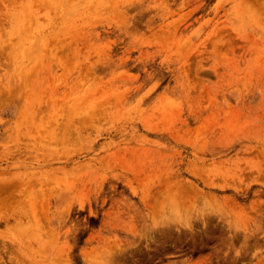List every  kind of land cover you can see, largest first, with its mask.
<instances>
[{
    "label": "rangeland",
    "instance_id": "obj_1",
    "mask_svg": "<svg viewBox=\"0 0 264 264\" xmlns=\"http://www.w3.org/2000/svg\"><path fill=\"white\" fill-rule=\"evenodd\" d=\"M0 264H264V0H0Z\"/></svg>",
    "mask_w": 264,
    "mask_h": 264
}]
</instances>
